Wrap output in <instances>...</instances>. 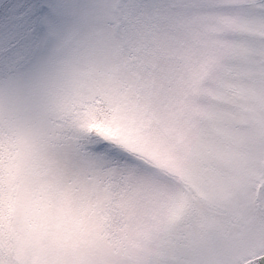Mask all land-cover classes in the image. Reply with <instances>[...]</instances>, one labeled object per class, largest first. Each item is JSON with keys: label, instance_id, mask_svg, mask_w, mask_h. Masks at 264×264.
<instances>
[{"label": "snow or ice", "instance_id": "6c2138e0", "mask_svg": "<svg viewBox=\"0 0 264 264\" xmlns=\"http://www.w3.org/2000/svg\"><path fill=\"white\" fill-rule=\"evenodd\" d=\"M0 264H264V0H0Z\"/></svg>", "mask_w": 264, "mask_h": 264}]
</instances>
